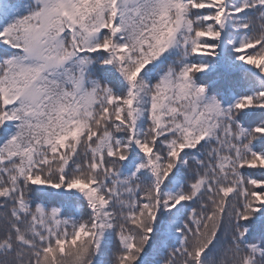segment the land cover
<instances>
[{
  "label": "snow or ice",
  "instance_id": "snow-or-ice-1",
  "mask_svg": "<svg viewBox=\"0 0 264 264\" xmlns=\"http://www.w3.org/2000/svg\"><path fill=\"white\" fill-rule=\"evenodd\" d=\"M0 264H264V0H0Z\"/></svg>",
  "mask_w": 264,
  "mask_h": 264
}]
</instances>
